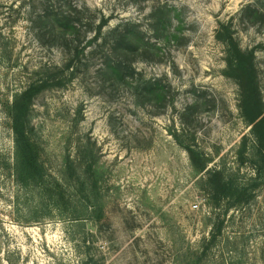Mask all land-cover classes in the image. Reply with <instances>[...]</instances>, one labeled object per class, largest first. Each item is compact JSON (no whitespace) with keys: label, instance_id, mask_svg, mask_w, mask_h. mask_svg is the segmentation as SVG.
Segmentation results:
<instances>
[{"label":"rangeland","instance_id":"obj_1","mask_svg":"<svg viewBox=\"0 0 264 264\" xmlns=\"http://www.w3.org/2000/svg\"><path fill=\"white\" fill-rule=\"evenodd\" d=\"M248 4L264 11V0H0V264H188L218 226L207 264H264V167L218 37L225 24L254 51L264 104V15H246ZM84 8L94 26L108 18L91 45L86 20L79 39L53 15ZM127 21L141 48L126 56L134 76L117 79L109 31ZM153 79L166 98L136 97L138 80ZM29 87V136L48 181L71 195L61 212L3 165L14 149L8 105ZM215 171L260 183L243 203L214 206ZM83 194L99 217L72 219Z\"/></svg>","mask_w":264,"mask_h":264},{"label":"trees","instance_id":"obj_2","mask_svg":"<svg viewBox=\"0 0 264 264\" xmlns=\"http://www.w3.org/2000/svg\"><path fill=\"white\" fill-rule=\"evenodd\" d=\"M163 10V9H159ZM89 8L74 9L66 15L53 14L55 16L56 26H60L64 34H74L75 37L82 36L81 29L78 28V24H83L86 20V25L89 29L94 31V35L88 40L87 45L97 43L102 35V28L108 23V18L102 16L94 26L95 16H89L85 14ZM162 17L157 19V22L161 25L164 21V11ZM242 12L251 16L256 20L258 15H264V11H259L252 4H248ZM256 15V16H255ZM251 18V19H252ZM132 22L127 21L122 26L115 27L109 33H118L117 39H115L114 49L117 50L116 56L109 60L108 70L117 79H124L127 75L135 74L130 62L126 59L128 55H135L139 53L141 48L136 40L134 33L130 30ZM95 27V28H94ZM94 28V29H93ZM88 29V28H87ZM160 29H163L162 27ZM221 34L219 38H223L230 51L231 61L233 63V69L231 75L238 82L242 92V104L243 114L246 120L251 124L254 135V149L256 150L258 161H262L264 167V104L259 94V88L257 84L258 75L256 65L254 62V51L243 50L239 45L237 39L233 36L230 30V26L222 25ZM88 31V30H87ZM160 31V30H159ZM106 39V37H105ZM86 47V46H85ZM85 47H82L79 52L84 53ZM88 47V46H87ZM76 49H79L78 47ZM107 58H110L108 56ZM129 70V73L127 72ZM160 79L153 80H138L135 85L136 97L141 95L149 96L153 95L156 99H165L166 92L164 87L160 85ZM36 90L34 87H29L22 92L15 94L11 104L8 105L9 117L11 120V128L13 131V156L12 161L3 162L4 168L12 173L15 182L22 189H35L40 195V205L45 208L48 207L49 211L55 209L60 211L61 207H68L71 202V195H67L69 191L63 186L61 182H49L46 177V170L43 164L39 160V156L36 147L29 136V121L26 117L27 111L31 102V97ZM190 108V107H189ZM188 152L192 162L196 165V159L199 154L189 145L184 146ZM261 165V163L259 164ZM261 167H256L257 172ZM216 175H213V179L216 177L217 182H212L213 190L209 193V199L214 206H220L221 201L228 200L230 203L240 204L246 201L251 194V189H255L260 182H240L235 176L218 177L219 171H215ZM215 180V181H216ZM77 189L80 191H86L87 186L85 182H79ZM84 203L81 212H73L72 219L82 220L85 217L91 218L99 217V203L96 199L91 200L88 195L83 194ZM61 212V211H60ZM59 212V213H60ZM50 213V212H49ZM220 232L219 226L211 234L209 241H204L200 252L194 253L193 260L188 264H207L206 257L208 249L217 238V233ZM88 260H84L87 262ZM87 264V263H86ZM235 264V263H228Z\"/></svg>","mask_w":264,"mask_h":264}]
</instances>
